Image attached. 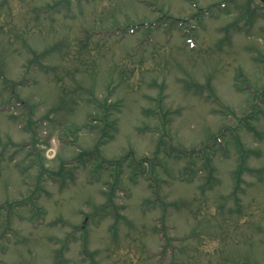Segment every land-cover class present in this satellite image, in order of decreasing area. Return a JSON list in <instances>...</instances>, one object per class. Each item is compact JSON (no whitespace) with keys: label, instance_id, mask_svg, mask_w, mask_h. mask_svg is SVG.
I'll return each mask as SVG.
<instances>
[{"label":"rangeland","instance_id":"rangeland-1","mask_svg":"<svg viewBox=\"0 0 264 264\" xmlns=\"http://www.w3.org/2000/svg\"><path fill=\"white\" fill-rule=\"evenodd\" d=\"M59 261L264 264L261 0H0V264Z\"/></svg>","mask_w":264,"mask_h":264},{"label":"trees","instance_id":"trees-1","mask_svg":"<svg viewBox=\"0 0 264 264\" xmlns=\"http://www.w3.org/2000/svg\"><path fill=\"white\" fill-rule=\"evenodd\" d=\"M202 13H204V11L201 12V14ZM199 15H200V12H199ZM252 15H253L252 12H251V15H249V13L245 14V16L248 17V19H246V21L251 22ZM166 16H168V18L170 17V15H166ZM171 17H172V20H171L170 26H172V22H174V21H179V22L185 23L184 20L180 19V17H174L172 15H171ZM202 19L203 18L200 16V20H202ZM141 24L143 25V23L141 22V23H137V24H132V26H134V27L135 26H140ZM102 106H104L103 103H102ZM101 120L102 121H105V123L104 124L98 123V124H96V126L99 127V128H101L100 130H103L102 131L103 132V134H102V137H103L102 140L104 142V141L107 140V139H105L106 137H109V136L113 137V134H112V132H109L110 131L109 129H112V128L115 127V124L114 123L116 122V120L115 119H113V120H110L109 119V111H108V109L106 110L105 116H103L101 118ZM104 125H105V127H104ZM90 154H91V152H90ZM82 155H88V153H84L83 154V152H82L81 155L77 158L78 159V163H81V164L86 163V157L85 156H82ZM84 157H85V159H84ZM243 161H244V159H243ZM243 168H244V166L242 168H240V170L238 171L239 174L243 171ZM48 174L51 175L53 178H56L57 177L56 174H58V176L59 175L61 176V171L56 172V174H53L52 171H51V172H48ZM60 261H59L58 264H60Z\"/></svg>","mask_w":264,"mask_h":264},{"label":"water","instance_id":"water-1","mask_svg":"<svg viewBox=\"0 0 264 264\" xmlns=\"http://www.w3.org/2000/svg\"><path fill=\"white\" fill-rule=\"evenodd\" d=\"M264 1V0H263Z\"/></svg>","mask_w":264,"mask_h":264}]
</instances>
